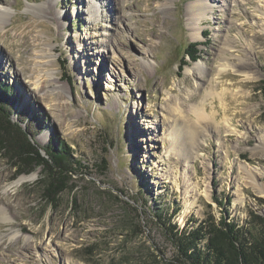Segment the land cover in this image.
I'll use <instances>...</instances> for the list:
<instances>
[{"label":"rangeland","instance_id":"374dc122","mask_svg":"<svg viewBox=\"0 0 264 264\" xmlns=\"http://www.w3.org/2000/svg\"><path fill=\"white\" fill-rule=\"evenodd\" d=\"M196 1L0 0L11 120L24 119L39 147L61 138L82 166L49 198L41 167L16 176L0 151L9 217L0 216V264H169L175 249L157 210L179 230L264 215V0H206L211 10L195 24ZM223 51L234 67L215 76ZM239 61L250 78L235 71ZM176 108L185 125L203 110L211 127L198 147L169 117ZM174 124L186 157L168 151Z\"/></svg>","mask_w":264,"mask_h":264},{"label":"trees","instance_id":"16d2710c","mask_svg":"<svg viewBox=\"0 0 264 264\" xmlns=\"http://www.w3.org/2000/svg\"><path fill=\"white\" fill-rule=\"evenodd\" d=\"M196 45L190 43L186 48V54L193 60L199 51ZM260 88L264 95V80ZM7 93H11V88L0 81V151L14 159L13 164L18 167L16 176L41 167L45 195L53 198L69 187L70 173H78L81 161L72 157L70 145L56 136L45 146L34 143L29 125H21L25 120L21 119L19 124L11 120L13 110ZM213 199L221 205L218 199ZM124 203L137 212V206L127 200ZM250 212V218L241 226L223 216L218 220L210 216L195 227L179 230L170 217L157 210L156 222L175 249L169 264H264V215Z\"/></svg>","mask_w":264,"mask_h":264},{"label":"bare ground","instance_id":"6f19581e","mask_svg":"<svg viewBox=\"0 0 264 264\" xmlns=\"http://www.w3.org/2000/svg\"><path fill=\"white\" fill-rule=\"evenodd\" d=\"M211 10V7L210 5H208V2L206 0H198L196 2H194L191 6H190V12L192 13V15L195 17V24L199 23V21L201 20V18L205 17L207 15V11ZM7 12L3 9L0 11V16H4ZM193 19V18H192ZM194 36V35H193ZM224 52V51H223ZM224 55L225 57L221 58L222 60V63H221V66L217 69L216 73H215V76H219L225 72H227L228 68H233L234 65L230 64L229 62V53L228 52H224ZM228 56V57H227ZM231 56V54H230ZM248 66V63H242V61H239L237 63V67L235 69V71H238V75L241 76H245L244 78L247 79V78H250L251 77V73L249 71L246 70ZM38 81V80H37ZM45 82V80H44ZM35 83V86L37 88V84H36V81L34 82ZM227 93V92H226ZM229 94V93H228ZM236 94V93H234ZM169 110V109H168ZM174 110L173 113H170L172 112L171 109H170V112H169V117H172L173 118V122L177 124L180 122H178V120H181L183 124V127L182 129L185 130L186 132V135H187V138L188 140L190 141L191 144H193L192 148L194 149V145L196 144V140H197V137L198 135L200 134L201 130H208L207 127H211L210 123H202L200 120H205V116H204V113L202 112L203 110L201 108H194L192 110H190V115H193L194 118H195V123L191 124L189 121L187 122V125H185V123H183V121H185V116L182 117L181 115H176L175 111L178 112V114H182L180 112V110L178 108L176 109H172ZM181 116V117H180ZM168 117V116H167ZM215 117V116H214ZM182 118V119H181ZM206 122V121H204ZM236 132V130L234 128H230L227 130L228 133H226V135H229L231 132ZM179 132L177 130V126L176 124H174V126L170 129V131L168 132V134L171 136V142H170V147H169V150L168 151H172L173 149H177V152L180 154V155H184L185 156V152L182 151V147L184 145V137H179V134L177 133ZM184 136V135H183ZM239 136H241V133L239 134ZM260 140H262V136L259 137ZM178 146V148H177ZM196 147H198V145L196 144ZM196 150V149H195ZM170 151V152H171ZM202 154L201 153H195V156H201ZM194 156V157H195ZM256 171V170H255ZM258 174L257 172H252V174L250 175L249 174V177L251 176H254ZM36 175V171L35 172H32L30 174H24V175H20L16 180H15V183L16 184H19L23 181H26V180H32ZM249 180H251L250 183L253 184V178H249ZM258 189V188H257ZM258 192H262L260 190H258ZM206 193V192H205ZM207 195V193H206ZM0 216H1V219H3L4 221H8L9 220V217L7 216L6 212L4 209L0 208Z\"/></svg>","mask_w":264,"mask_h":264},{"label":"water","instance_id":"95a60500","mask_svg":"<svg viewBox=\"0 0 264 264\" xmlns=\"http://www.w3.org/2000/svg\"><path fill=\"white\" fill-rule=\"evenodd\" d=\"M41 152H42V155H44V152H43L42 150H41ZM132 203H133V202H132ZM132 203H131V204H132ZM132 205H133V204H132ZM134 206H135V205H134ZM262 212L264 213V211H262Z\"/></svg>","mask_w":264,"mask_h":264}]
</instances>
